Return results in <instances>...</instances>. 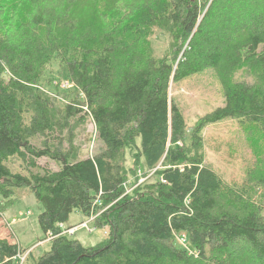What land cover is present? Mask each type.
<instances>
[{
    "label": "trees",
    "instance_id": "trees-1",
    "mask_svg": "<svg viewBox=\"0 0 264 264\" xmlns=\"http://www.w3.org/2000/svg\"><path fill=\"white\" fill-rule=\"evenodd\" d=\"M208 69L225 105L189 125L170 93ZM228 121L253 161L232 184L203 136ZM18 188L52 249L22 263L0 236V264H264V0H0L1 224ZM75 212L101 244L69 234Z\"/></svg>",
    "mask_w": 264,
    "mask_h": 264
},
{
    "label": "rangeland",
    "instance_id": "rangeland-1",
    "mask_svg": "<svg viewBox=\"0 0 264 264\" xmlns=\"http://www.w3.org/2000/svg\"><path fill=\"white\" fill-rule=\"evenodd\" d=\"M157 43L164 47L168 41L157 40ZM170 96L184 113L189 125L195 124L199 118L225 105L220 81L216 73L209 69L175 85ZM232 124H234L233 121H228L224 124L208 126L204 130L203 135L206 143V163L226 182L231 184L235 181L240 182L247 165L253 162L244 148L237 144L231 145L234 138L233 130H235ZM86 128L90 135H96L95 125L92 122L87 123ZM88 133H82L77 139L82 157H91L98 149L97 141L92 140L89 142L86 139ZM38 163L42 168L52 170L60 168L57 162L48 158L40 159ZM19 164H21L20 159L14 158L9 163V166L20 170L18 169L20 168ZM126 164L130 167L133 166V160L129 153H127ZM10 207L9 210L8 208L6 209L2 219L3 222L2 224L0 223V236L18 243L24 249H30L24 254L26 256H28L30 251L34 252L35 258L49 252L52 249V243L48 239L45 240L46 236L39 224V215L42 213V207L38 204L30 189H16V198ZM83 221L85 224L88 219L77 212L73 213L65 224L67 229L75 227L70 228L69 234L85 247L101 244L107 237L106 229H96L94 224L90 223L91 220H89L87 225L90 223V227L93 229L92 232L89 231L87 225L77 230L76 228ZM73 234L75 235L73 236ZM31 260H27L24 264H31Z\"/></svg>",
    "mask_w": 264,
    "mask_h": 264
},
{
    "label": "bare ground",
    "instance_id": "bare-ground-1",
    "mask_svg": "<svg viewBox=\"0 0 264 264\" xmlns=\"http://www.w3.org/2000/svg\"><path fill=\"white\" fill-rule=\"evenodd\" d=\"M63 84H64L65 87H71V86H72V84L70 85L69 82H64ZM69 232H70V230H69ZM50 240H51V239H50ZM181 242H182V243H185V242H186V237L183 236V237L181 238ZM25 256H26V255H20V259L22 260V263H23V261L25 260Z\"/></svg>",
    "mask_w": 264,
    "mask_h": 264
},
{
    "label": "built area",
    "instance_id": "built-area-1",
    "mask_svg": "<svg viewBox=\"0 0 264 264\" xmlns=\"http://www.w3.org/2000/svg\"><path fill=\"white\" fill-rule=\"evenodd\" d=\"M145 179H142L141 181H140V183L141 182H143ZM85 225H87V223H83V224H81L79 227H77L76 229H79V228H81L82 226H85ZM86 228V227H85ZM87 228L89 229V227H88V225H87ZM90 230V229H89ZM91 231V230H90Z\"/></svg>",
    "mask_w": 264,
    "mask_h": 264
}]
</instances>
